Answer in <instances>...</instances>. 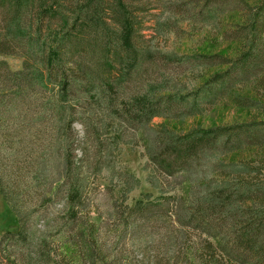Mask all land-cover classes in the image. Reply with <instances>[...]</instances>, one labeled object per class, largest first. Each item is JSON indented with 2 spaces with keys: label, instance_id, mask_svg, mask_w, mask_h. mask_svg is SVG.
<instances>
[{
  "label": "trees",
  "instance_id": "trees-1",
  "mask_svg": "<svg viewBox=\"0 0 264 264\" xmlns=\"http://www.w3.org/2000/svg\"><path fill=\"white\" fill-rule=\"evenodd\" d=\"M181 1L195 7L193 0ZM205 1L200 15L215 32L211 44L218 46L221 34L219 41L233 46L232 54L161 51L154 44L159 33H145L160 29L159 21L147 26L143 15L151 11L140 1L0 0V56L17 57L22 66L12 72L0 60V133L7 132L6 121L15 112L13 130L37 126L40 132H34L51 138L60 181L43 194L50 198L65 187L67 214L76 222L83 182L90 172L114 176L113 166L102 168L107 163L102 158L106 149L118 154L119 147L130 145L123 141L121 123L135 128L146 141L152 165L146 181L158 197L131 199L126 218L117 213L120 227L127 228L128 216L161 211L164 221L171 218L176 225L168 244L159 235L164 264H264V0L222 32L221 17L230 10L217 0ZM223 102L256 115L247 123L182 128ZM76 113L90 119L81 123L89 133L85 163L68 156L70 144L65 151ZM153 118L162 122L153 126ZM99 135H107L110 149L99 144ZM1 138L11 140L8 134ZM115 176L127 194L139 188L133 174ZM173 177L181 180L168 193L166 180ZM4 189L0 181V197L16 223L5 234L13 238L23 225ZM61 237L39 239L35 264H61L57 254L65 264H105L95 260L99 249L91 223L76 241ZM161 263L155 256L146 264Z\"/></svg>",
  "mask_w": 264,
  "mask_h": 264
},
{
  "label": "rangeland",
  "instance_id": "rangeland-1",
  "mask_svg": "<svg viewBox=\"0 0 264 264\" xmlns=\"http://www.w3.org/2000/svg\"><path fill=\"white\" fill-rule=\"evenodd\" d=\"M133 1L144 3L151 11L143 15L147 26L151 25L150 21H159L160 29L155 30L157 32L149 28L145 33H159L155 37L154 44L161 51H176L179 54L191 52L232 54L233 46L219 41V37H222L221 34L217 35L218 46H214L210 42L211 36L215 32L212 28L205 26V21L200 15L201 9L206 6L207 1L193 0L195 3L193 8L186 4V1L181 0ZM259 1L217 0L221 7L230 10L221 17L222 28L227 26V31H231V25L241 22L240 16L244 14L247 7L255 9ZM197 4H199L198 7ZM225 29H222L221 32ZM0 60L6 61L12 72L22 69L21 60L17 57L0 56ZM17 107L14 106L13 110H17ZM77 112L81 113L80 107H77ZM15 114L13 112L12 119L8 118L6 121L7 132L0 133V181L6 188L4 192L8 195L10 202L16 203L23 228L21 235L6 238L8 235L5 234V231L11 227L12 229L16 228V223L0 197V264H11L12 259L16 263L35 264L36 255L39 252V239H55L59 242L60 238H63L61 236H67L73 242L76 241L75 237L78 231L89 223L93 225V234L96 236L95 242L99 249V256L95 260H100L105 264H146L148 259H155V256H158L159 261H162L161 264H164L163 256L166 248L159 246L161 238L159 235H162L163 243L168 244L169 235H171L169 232H172L173 227L176 226L174 220L166 217L168 220L164 221V212L161 211L152 213V215L137 213V217H127L129 225L124 228L120 227L117 214L122 213L123 218H126L128 212L132 211L131 199H142L145 193H151L152 200L158 197L146 181L152 165H148L145 153L146 141L143 140L142 135L136 134L135 128L121 123L123 141L130 145L119 147L118 154L108 146V134L97 137L101 146L105 144L110 149L109 153L105 148L107 152H105L102 161L105 163L106 160L107 163L102 168L113 166L115 173L110 178L105 176L104 172L98 175L96 172H90L91 175L83 182V208L78 214V220L72 222L65 205V187L60 188L50 198L43 194L44 188L54 187L60 181L56 168L60 159L56 152H54L56 160L53 159L52 149L54 147L51 138L42 133L38 134L40 131L37 126L27 129L18 127L13 130ZM255 115L253 110L238 109L229 102H223L205 116L184 123L182 128L186 129L193 125L211 127L247 123ZM79 117V113H76L72 125L67 129L65 136H70L71 139L67 138L69 143L66 145L65 151H69L68 145L70 144L71 150L68 152V156L75 158L78 163H85L90 143L87 142L89 133L85 131L86 128L81 123L90 119H87V116L83 119ZM161 122V118H153L150 124L155 126ZM66 123L68 125V119ZM148 126L146 124V128ZM36 130L38 132H34ZM88 130L90 131V128ZM7 134L11 139L8 144L1 138L2 135ZM101 146L100 148L103 149ZM89 152L92 153V149ZM61 155L63 156L62 151ZM87 168L89 169L88 165ZM120 171L133 174L140 182L139 188L128 194L125 189L123 191L121 179L115 176ZM180 180V177L167 178L165 190H168V193L176 192L177 183ZM37 188L40 191L38 193H36ZM171 190L172 192H170ZM156 203L161 204L162 202ZM168 209L172 211L174 206L172 207L170 203ZM135 220L138 222L136 223ZM21 255H24L25 258L28 257L29 260L25 262ZM67 256L69 257L68 253ZM55 258L61 264L66 263L63 262L62 256L59 254Z\"/></svg>",
  "mask_w": 264,
  "mask_h": 264
}]
</instances>
